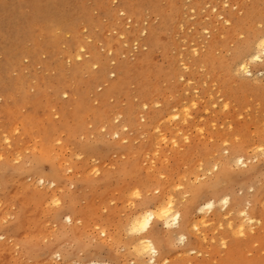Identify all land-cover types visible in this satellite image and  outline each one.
Listing matches in <instances>:
<instances>
[{
    "label": "rangeland",
    "instance_id": "374dc122",
    "mask_svg": "<svg viewBox=\"0 0 264 264\" xmlns=\"http://www.w3.org/2000/svg\"><path fill=\"white\" fill-rule=\"evenodd\" d=\"M31 1L0 0V18L4 15L13 16L8 19L13 23L15 18L21 16L27 20L24 23L31 25L34 22V17L28 16L32 10ZM198 1L199 6H193L194 0H181V4H178L181 18L174 14L171 17L174 31L167 33L159 31L160 39L155 40V43L152 41V46H144L145 32L141 34L138 29L139 40L136 43H126L124 37L123 40L118 37L117 30L113 31L115 26H112L98 9L92 7L91 0H79L81 6L91 8V14L88 16L90 21L95 24L99 22L107 24L110 31L96 41L94 38L96 27H91L89 24L84 26L83 23L79 27V30L87 36V43L94 46L95 52L106 63V73L103 77L93 80L94 76L99 77L102 74L101 66L74 73L70 62H61L60 59L43 62L47 59L46 55H42L40 61H35L32 67L29 66V59H24L23 66L26 67L24 71L18 69L9 74L13 81L20 76V72L27 75L24 83L27 96L25 101L19 102L21 104L15 108L5 106L10 102H4L0 97V153L10 160L11 167L18 168L20 171L15 191L19 200L26 204L27 220H32L26 221L22 232L27 236V240L39 246L37 253L41 258L47 257L53 250L61 254L60 262H63L66 255L82 259L90 254L97 245L92 243L96 227L100 224L115 227V223L120 222L119 215L105 214L104 207L111 208L112 197L118 193L115 190L118 188L123 190L126 187V180L137 178L144 183L153 184L158 182L157 174L164 175L165 172L169 177L175 176L177 180H180L179 178L184 177L186 171L191 174L190 166L194 162L198 167L199 154L205 157L214 156L222 138L230 137L235 140L236 135H239L247 139L251 138L253 133L257 134V139L259 138V132L264 128L263 90H254L253 83L242 84L236 79L226 83L225 86L223 82L216 80L210 67L206 66L204 56L207 57L214 47L212 42L215 35L226 33L228 30L219 22L221 15L226 18L233 15L234 24L235 17L243 16L254 4L261 8L263 0H230L232 5L239 4L241 7L227 10L223 9L222 0ZM112 2L113 5L120 4L119 0ZM169 2L170 0H163L162 3ZM71 3L73 4L74 0ZM147 3H145L147 8L141 11L140 25L134 23V20H131L129 24L125 16L120 17L118 14L126 31L132 30L135 26L143 27L148 31L151 28L157 29L161 25V16L153 13V9ZM13 5H16L15 8H12ZM210 6L216 7L217 12L212 13ZM74 27L72 25L70 28ZM18 31L20 32L19 27L14 26L9 32L10 39L7 43H16ZM56 33L58 47L63 49L69 32L57 30ZM3 35L4 31L0 29V40ZM34 35L33 32H26L22 44L29 49L36 48L38 37L35 38ZM107 38L111 40L113 47L111 56L101 48V42L105 44ZM230 46L227 49L218 47L214 52L216 59L226 60ZM194 47L197 50L195 54L192 51ZM91 56L93 60L94 56ZM91 56L85 55L84 59H89ZM82 61H77L76 64L82 65ZM1 62L3 57L0 54ZM119 66H123V70L120 74L116 72V77L113 79L112 69L117 71ZM184 68L187 71H184ZM35 73L39 75L38 80L32 77ZM178 74L184 75V82L178 80ZM188 80L192 83L188 84ZM34 84L37 85L30 89V86ZM64 86H68L71 93L67 101L64 95L60 94ZM113 86L116 87L115 90L107 93L106 91H110ZM144 103L149 105L147 111L143 107ZM193 103L197 105L195 109L191 108ZM156 104L160 107L157 108ZM213 104L215 107L212 106ZM224 104L229 105L228 111H225ZM184 106L190 109V119L186 123L170 121L168 116L164 115L169 108L174 111L178 109L176 107H179L181 112ZM78 110L82 112L79 113ZM126 112L133 114L131 116L137 119V123L134 120V125L125 126L129 130L126 135L121 133L128 141L127 145L121 142L115 149L99 146L95 151L87 154L83 163L75 161L74 146L81 143V136L87 140L93 134L99 135L98 126L104 125L102 123H106L109 119L106 125L110 130L113 129L111 124L117 119H119L120 128H124L123 114ZM78 114H80L79 117H77ZM94 114L99 117L98 125L92 123L90 119ZM142 116L145 120L142 118L141 121ZM241 116L243 120L240 119ZM78 118H82L84 122V128L80 131L75 129V120ZM144 123L151 125L152 128L156 125L160 126V129L168 136V142H163L161 146L154 145V139L158 140L160 134L157 132V135L152 130L145 132ZM89 124L92 125L91 128L88 127ZM178 128L189 134L190 145L183 137L177 135L175 141L178 146L177 148L174 146L171 140L174 135L171 132ZM201 128L203 132L200 131ZM47 129L52 130L50 140L45 145L48 157L55 166H61L63 169L69 166L73 168L71 173L68 172L66 175L64 173L66 180L64 187L72 197L73 207L88 220L86 223L82 221L85 227L80 229L89 243L85 247H79L78 243L73 242L70 234L66 237L61 235V231L67 232L68 228L63 229L61 224L58 228V225L47 222V216L50 213L48 202L44 198L47 193L43 192L38 185L37 176L27 177L26 175L28 171H31V161L38 156L40 140L47 138L42 132L43 130L46 132ZM17 130L20 132L19 136H16ZM5 136H9L12 140L11 149H6L3 145ZM13 157L17 160L13 161ZM253 158L255 159V156ZM92 160L96 161L97 169L100 171L99 176L92 175L91 168H88V163ZM52 162L45 161L42 164V175L47 177L52 174ZM132 162L135 167L133 175L127 170ZM256 169L257 175L237 177L233 181V188L237 194L243 193L237 205L241 211L256 208L261 213L264 212V206L256 204L253 199L262 189L259 180V162L256 164ZM249 186L254 189L251 193L247 190ZM59 192L60 190L57 193ZM17 207L18 205L12 202L3 203V208L0 210V222H6L4 227L15 220L13 213L18 211ZM222 211L225 210L222 209ZM236 211L234 208L228 219V222L233 224L234 230L242 223V217ZM220 212L221 209L215 214H207V217H211L207 220L209 230L203 231L201 236L207 237L209 242L201 246L202 237L196 242V248L203 251L202 253L195 252V255H190L187 250L191 248L190 245L186 247L174 241L167 242L170 245L176 244V247L169 248L166 257L175 264H264V220L256 223L251 230H247L244 237H238L233 236L234 230L227 227L228 222L221 228L220 221L223 217ZM113 216H115V223H112ZM4 227H0V231ZM214 238L217 239L215 245L212 244ZM192 239L195 240V237ZM220 239L227 241V248L219 244ZM12 244L11 240H0V264H17L14 249L10 248ZM101 246V258L110 261L113 248L107 245ZM15 248L20 251L18 247ZM21 264H31V261H23Z\"/></svg>",
    "mask_w": 264,
    "mask_h": 264
},
{
    "label": "bare ground",
    "instance_id": "6f19581e",
    "mask_svg": "<svg viewBox=\"0 0 264 264\" xmlns=\"http://www.w3.org/2000/svg\"><path fill=\"white\" fill-rule=\"evenodd\" d=\"M71 1L72 0H32L31 1L32 10L30 13H28V16L34 17V22L31 25L24 23L27 20L21 16H19V18L18 17L15 18L13 20V23L11 20H8V19H11L13 16L4 15L0 18V29L4 31V35L2 39L0 40V54L3 57V62L0 63V97L3 98L4 102L6 103L10 102L9 105H5V106H10V107L15 108L21 104L19 102H23L26 99L27 93L24 88V83L26 82L27 75L23 72H20L19 74L20 76L17 77L16 81H13L11 77L9 76L11 72H15V70H18V69H20L21 71H24V69L26 68L23 66L24 59H29V66L32 67L35 61L39 62L41 56L46 55L47 59L43 62L47 63V62H50L52 60H57V59H60L61 62L63 61L65 62L67 61V63L70 62L73 65L72 71L74 73H77L80 70L84 72L87 68L89 70L93 69L92 64L98 63L99 66H101L103 69L102 74L99 77L94 76L93 80L103 77L104 73H106L105 61L95 52L94 46L92 47L90 46V44L87 43V36H85L82 30H79V27L81 23H83L84 26H86V24H89V26L91 27H96L97 30L94 33V38L96 41L100 40L101 37L104 35V33L110 32L109 28H107L106 26L107 24H104L102 22L95 24L90 21V17L88 16L91 14V8L88 9V7L86 6H81V3L79 2V0H74L73 4L72 3L70 4ZM91 1L93 2L92 7H94L95 9H98V11L102 13V15L110 22V24H112V26H115V30L113 31L117 30L116 32H117L118 37L119 38L124 37L126 39V43H133V42L136 43L139 40V37H138L139 30L138 29H140L141 34L144 32L147 34L143 45L152 46L153 42L155 43V40L158 41L160 39L161 32L159 31H165V33L174 31V28H173L174 26L171 21V17L173 14L181 18V12H180V9L178 8V4H181L180 3L181 0H170V2L167 4L162 3L163 0H160V1L159 0L158 1L157 0H119V3H120L119 5H113V2H112L113 0H91ZM146 2H148L147 4H149L150 7L153 9V13L157 14L158 16H161L162 18L161 25L157 29L151 28L148 31L147 29H144L143 27H138V26H135L132 29L133 31L132 30L126 31L124 29V26H122L121 24L123 21H121L118 17L119 11L120 10L125 11V19L132 20V21L134 20V23L140 25L141 18H142L141 11L142 9L147 8L145 6ZM192 5L199 6V1L194 0ZM15 6L16 5H13L12 8H15ZM113 6H116V7H113ZM262 15H264V0H263V5L261 8H258V6L254 4L251 10L248 9L243 16L235 17V22L233 24L234 26L231 29H228L226 33H223V34L220 33L219 35H215V38L212 42L214 44L213 45L214 47L209 51L208 53L209 55L207 57L204 56V62L206 66L210 67V70L216 76V80L223 82L225 86H226V83H229L231 80H233V78L229 76L226 72L221 70V65L223 63H226V60L216 59L217 57L215 56L214 52L218 49V47L227 49L228 46L231 45V42L234 39V33L238 28L247 29V28L253 27L254 24L259 23V20L261 19ZM233 17L234 16L231 15L228 18L232 20ZM117 21H120V23H117ZM72 25H74L76 28L74 27L71 29L70 27ZM181 25L180 27H182ZM14 26L15 27L18 26L20 29V32L19 31L17 32L16 43L15 44H11V42L7 43V41L10 39L9 32L12 31ZM57 30L69 32V36H66L68 37V39L66 40L65 46L63 47V49H60L58 47L57 33H56ZM26 32H29V33L33 32L35 33L34 35L35 38L38 37V39L36 40V48L29 49L25 44H22L23 37L25 36ZM101 44H102L101 48L105 51L106 54L112 53L113 47H112V43L110 39L107 38L106 43L103 44L101 42ZM81 47L85 48L86 50L85 53L83 54L84 56L89 54L90 56L93 55L94 57H93V60H91L92 56L89 59H84L82 61L83 62L82 65H77L76 64L77 61L74 59V55L78 53L79 48ZM122 70H123V66H119L116 72L120 74ZM258 76L259 75L256 74V77L254 79L258 80ZM32 77L34 80H38L37 77H39V75L38 73H35ZM36 85L37 84H34L33 86L31 85L30 89L34 88ZM115 88L116 87L113 86L111 87L110 91L108 90L106 92L109 93L112 90H115ZM252 88L254 90L261 89L259 84H255V83H253ZM65 91L70 93L68 86H64L60 94L64 95ZM231 92L233 93V91ZM176 108H178L179 110V107H176ZM176 110L171 111L169 108L167 109L166 114L164 115H167L169 119L170 114H173V113L177 114L180 116L179 121L181 123H186L185 122L186 117L184 116L183 113H181L183 112V110L181 109L182 110L181 112L180 111L176 112ZM81 112L82 111H80L79 113ZM79 115L80 114H78L77 117H79ZM123 115H124V120H123L124 127L129 126V125H134L135 123H137V119L131 116L133 114L130 115L128 114V112H126ZM163 116H160V117H163ZM142 118H144L143 120H145L144 116H142L140 120ZM90 119L92 123H94L95 125H98V123L100 122L99 117L96 114H94ZM165 119L166 117L164 118V120ZM111 120L113 121V119ZM134 120H135V123H134ZM108 121L102 124L106 125ZM170 121H173V120H170ZM75 122H76V125H75L76 131L83 130L84 122H82V118L76 119ZM147 123H144L143 125L144 131L150 132L152 130L153 132L155 131L157 134L156 129L160 128V126L156 125L152 128L151 125H148ZM111 126H113V124H111ZM131 127H134V126H131ZM42 132L44 136H47V138L45 137L40 140L41 145H40L39 150L37 151L38 152L37 157L42 156L44 159V162L45 161L52 162V160L48 157V154L46 153V147H45V145L49 142L48 140H50L52 130L47 129L46 132L44 130ZM162 132H163L162 130L159 132L160 137L158 136L159 137L158 140L154 139V145L161 146L163 142L167 140L168 136L164 132H163L164 134ZM171 133L174 135L171 138L172 141H175V137L177 135H180V137H183L184 140L187 143H189L188 145L191 144V138H189L190 137L189 134L182 132L181 128L175 129ZM51 141L53 142L56 140H51ZM174 146H176V148L178 146L176 141H175ZM198 153H201V152H198ZM201 156L203 155L199 154L198 158H200ZM16 160L17 158L13 157V161H16ZM9 163H10V160L8 158H4V160L0 161V188H1L0 189V210H2L3 208V203L8 204L12 202V203H15V205H18L17 207L18 211L13 213L15 216V220L13 221V223L11 222L10 225H8L7 227H4L0 231V235H3L5 237L4 239L5 241L7 240L13 241V244L12 246H10V248L14 249V252L16 254L14 256L18 260L16 261L17 264H21L23 261H28V260L31 261V264H48V262L51 260L52 254H55L58 251L53 250L52 252H50V254L47 257L41 258L39 254L37 253L39 252V246L36 243L33 244L32 241L27 240L26 238L27 236L23 234L22 231L25 227L26 221H32V220H27L28 210L26 208V204L22 203L19 200V198L17 197L16 191H15L16 184L19 181L18 178L20 175V171L18 168L11 167ZM52 164H53L52 174L47 177H51L52 175L58 173L59 176L61 177V180H60L61 185L65 186L66 180L64 177V173L65 175L66 173H68L66 171L68 167L67 168L64 167L63 169L61 166H55L53 162ZM127 170L130 171V173L133 175L135 171V167H133V162L128 165ZM26 175L27 177L37 176L36 173H33L31 171H28ZM44 177L46 176L40 174V178H44ZM134 179L137 180V178H134ZM37 183H38V179H37ZM111 188L115 189L114 187H111ZM41 190L48 194V191H49L48 189L45 188ZM59 190L60 188L58 186L56 189V192H58ZM115 191H117L118 193H121L123 190L118 188ZM253 199L256 204H261L260 206H264V191H262V189L259 190ZM218 209L219 210L221 209V212H222V208H219V205L217 202V204L214 205L213 209L206 210L205 213L203 214L199 213L197 209L193 213V216L204 218V217H207V214L209 213L215 214L216 212L219 211ZM244 211L246 212V216L242 217V223L236 228L239 229L241 226H243L247 232V230H251V228L256 223L262 221L261 219L262 213L259 210H256V208H253V210L248 209ZM47 217H48V220H47L48 223L55 224L56 226L58 225V228L60 224L62 225L61 227L63 229L68 228L67 232L61 231V235L63 237H66L68 236V234H70V236L73 239L72 241L75 243H78L79 247H85L86 245L89 244L88 241L85 240L82 233L80 232V229L85 227V224H82V221L86 223L88 222V220L84 218V216L81 215V213L77 212V210L75 209V207H73V205L71 208L70 218H65L64 220H61L58 216H52V214L50 213L48 214ZM249 220H251L253 223L249 224L248 223ZM64 223L66 225H64ZM205 223H209V222L205 220ZM81 224L82 226H80ZM186 228H187L186 225H182L180 228L174 227L173 229L166 230L171 233V238L170 240L166 241V243L174 242V241L176 242L178 240L179 235L184 234ZM234 229L235 228L233 227L232 231ZM201 237L202 239L205 238L204 236H201ZM15 247H18L20 251H18L17 248ZM109 247L113 248V251H112L113 256L110 261H106L101 258L100 250H102V246L97 244L94 246L93 251H91L90 254L86 255L82 259L73 257V255H68V256L66 255L64 257L63 262H59V264H64V262H67V264L69 262H71V264H118V262L124 260L125 258L124 253L121 252L118 255L116 247L114 246H109ZM187 250L189 253H191L193 251V248L191 247ZM195 252L196 254H200L203 251L195 248Z\"/></svg>",
    "mask_w": 264,
    "mask_h": 264
},
{
    "label": "snow or ice",
    "instance_id": "6c2138e0",
    "mask_svg": "<svg viewBox=\"0 0 264 264\" xmlns=\"http://www.w3.org/2000/svg\"><path fill=\"white\" fill-rule=\"evenodd\" d=\"M222 7L227 10L229 8H240L241 5H232L230 0H222ZM210 10L212 13L217 12V8L214 6H210ZM119 16L124 17L125 11L120 10ZM219 22L226 29H231L234 26L233 21L223 15L219 17ZM128 23L131 24V20ZM144 35L147 34L144 33ZM123 39L121 37V40ZM260 49H264V15L261 16L259 23L254 24L253 27L247 29L238 28L235 31L234 39L226 54V63L221 65V70L233 79H236L239 83H258L261 89L264 90V55L260 54ZM85 51V48H79L78 53L74 55V59L82 61ZM192 51L195 53L197 50L194 47ZM108 55L111 56L112 54L108 53ZM98 67V63L92 64V68L96 69ZM184 71H187V69L184 68ZM257 73H259L258 80L254 79ZM112 77L113 79L116 77L115 69H112ZM178 80L184 82V75L178 74ZM187 82L188 84L192 83L191 80ZM69 95L70 93L65 91V101H67ZM155 106L157 108L160 107L159 104ZM212 106L215 107V104ZM143 107L147 111L149 107L148 103H144ZM196 107V103L191 105L192 109ZM223 107L225 111L229 110L228 104H224ZM176 111L179 110L177 109ZM189 111V107H183V114L186 117L185 122H187V119H190L188 115ZM169 119L178 122L180 116L173 113L169 115ZM240 119L243 120V116ZM88 127L91 128L92 125L89 124ZM128 131L127 127L122 129L119 127V119L113 122V129L111 130L107 125L98 126L99 135L93 134L87 140L81 136V143L74 146L73 155L75 161L83 163L87 158V154L95 151L99 146L115 149L120 146L121 142L127 145L128 141L124 139V135ZM156 131L159 133L161 129L157 128ZM200 131L203 132V128ZM121 133L124 135H121ZM19 135L20 132L17 130L16 136ZM167 142L166 140L165 143ZM172 143L175 144V141H172ZM3 145L6 149L12 148V140L9 136L3 138ZM76 153L79 154L77 155ZM254 156L255 159L253 158ZM4 158V155L0 153V161L4 160ZM257 162H259V180L262 191H264V128L260 130L258 139L256 133H253V136L247 139L241 138L239 135H236L235 140H232L230 137L222 138L220 146L215 150V155L201 156L198 167L194 162L190 166L191 174L186 171L184 177L180 180H177L175 176L169 177L167 172L164 175L157 174L158 182L153 184H147L135 179L126 180V187L123 191L112 197L111 208L104 207L105 214L116 213L120 217V222L115 223V216H113L112 223H115V227L109 224H100L96 227L92 243L114 246L119 255L121 244L130 246L134 243V240H128L124 234L123 224L125 217L134 215L135 211L132 210L145 212L149 207L155 208L163 201L169 209L170 222L166 219L163 221V226H161L160 223L153 221L151 228L146 233L157 245L158 255H156L154 264H175L174 261L166 258L168 249L176 247L175 245L166 243L171 238V233L166 230L173 229L174 227L180 228L182 225H186L187 228L181 236V244L186 247L190 245L193 248L190 255H195L196 242L200 240L203 231L209 230V226L205 223V220H210L211 217H195L193 213L198 209L199 213L203 214L206 210L213 209L214 205L218 202L219 208L225 209V211L220 212V215L223 217L220 221L221 228L228 222L234 208L238 211L239 216L245 217L246 212L237 208L243 193L237 194L233 188V181L237 177L255 176ZM43 163L44 159L42 156L34 158L31 161V172L37 174L40 188L49 190L48 194L44 197L45 201L48 202V209L52 216H58L61 220L70 218L72 197L67 193L66 188L61 185V177L58 173L51 177L40 178ZM88 168H91L92 175H100L95 160L88 163ZM66 171L71 173L73 168L69 166ZM58 186L60 188L59 194L56 192ZM247 190L251 193L254 189L252 186H249ZM261 219L264 220V212H262ZM97 223L99 224V222ZM248 223L251 224L253 222L249 220ZM5 224L6 222H0V227H4ZM227 227L233 228V224L227 223ZM245 233V228L241 226L233 232V236L244 237ZM184 237H187V244ZM193 237H195V240L192 239ZM4 239L5 237L0 235V240ZM208 242V238L205 237L201 246L207 245ZM216 243L217 239H212V244L215 245ZM219 244L224 248L228 247V243L224 239H220ZM55 254L48 264H59L61 255L59 252ZM64 264H67V262H64ZM118 264H126V261H120Z\"/></svg>",
    "mask_w": 264,
    "mask_h": 264
},
{
    "label": "clouds",
    "instance_id": "9594fccd",
    "mask_svg": "<svg viewBox=\"0 0 264 264\" xmlns=\"http://www.w3.org/2000/svg\"><path fill=\"white\" fill-rule=\"evenodd\" d=\"M259 52L264 55V49H260ZM132 211H135V214L124 219L123 231L126 238L134 240V243L130 246L121 244L119 254L121 252L125 254L124 261H126V264H138V262L140 264H154L158 249L155 242L146 233L151 228L153 221L160 223L161 226H163V221L166 219L170 222L169 209L162 201L157 207H149L145 212ZM182 235H179L177 244H181ZM184 239L186 240L187 237H184Z\"/></svg>",
    "mask_w": 264,
    "mask_h": 264
}]
</instances>
